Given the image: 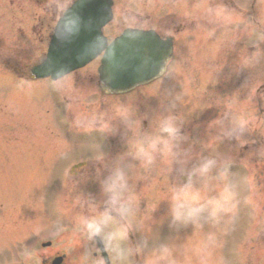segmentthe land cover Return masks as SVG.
<instances>
[{
	"label": "rangeland",
	"instance_id": "rangeland-1",
	"mask_svg": "<svg viewBox=\"0 0 264 264\" xmlns=\"http://www.w3.org/2000/svg\"><path fill=\"white\" fill-rule=\"evenodd\" d=\"M117 1L122 6L116 5V19L109 27L111 31L125 26L144 27L151 24L164 27L161 34L172 35L170 26L175 24L171 14L174 11L172 0H161L159 5L152 4L146 9L139 6L140 0ZM189 1L193 3L192 6H188V15L196 18L195 30L198 31V37L199 33L208 30L207 28L203 30L201 27L203 23L209 25L208 18L210 30L217 31L220 23L219 19L217 20L220 8L217 5L208 8L207 0ZM68 3L69 0H65L64 4ZM129 4L133 11H140L141 15L143 12L145 18L142 15L137 19L132 12L129 15L126 11L128 9L126 5ZM65 5H59L58 10ZM18 8H20L19 4ZM177 8L180 9L178 4ZM257 8L259 19L264 25V0H258ZM53 11L54 9L50 10L52 21ZM233 11H230L228 16H233ZM17 14L22 17H36L37 14L41 15V10L34 4L33 7L24 6L18 9ZM185 16L186 11L179 15L188 19ZM221 20H224V16ZM178 22L182 21L178 20ZM220 25L222 26L221 23ZM241 28L244 32L243 26ZM27 33L19 31L18 35L10 37L20 47L31 48L30 53L24 54L23 57L25 63L30 64L38 50L34 54L33 49L36 45L31 44ZM244 34L248 38L246 40L248 44H255L258 51L264 48V36L258 34V40L255 39L252 43L249 34H253V30L249 26ZM203 42L204 40H201V44ZM3 46L9 48L12 44L6 41ZM93 69L94 64L86 67L84 72L66 76L54 85L13 86L7 87L6 92H0V264H41L42 260L56 255L58 251L66 255L64 264H101L102 262L93 235H90L85 227L86 222L98 219L102 215H95L90 207L86 212L76 209L82 186L80 187L76 182L78 187L74 188L76 183L73 180L75 178L73 172L70 179L66 180L63 165L69 161L89 157L94 151H97L98 155L102 152L106 157L110 153L105 148L109 151L110 148L95 146L92 139L96 135L86 140L69 138L65 133L67 131H60L59 121H62L57 119L64 114L67 115L72 106L70 117L73 119L69 117L71 122L80 120L82 123L85 119L83 117H88L91 112L89 107L94 104L89 100L97 98L98 102L107 101L108 98L104 97L102 90L95 87L96 77ZM173 71H175L174 66L169 69L170 73L167 76L169 82ZM183 71H186L185 68ZM256 73L257 85L260 86L264 82L263 59L258 60ZM202 74L204 71L201 69L195 71L196 77L200 78ZM236 75L239 77L240 72H236ZM176 78L177 75L174 74V79ZM58 90L62 95L67 96H59ZM164 91V95L157 98L154 105L157 111L161 110L162 113L170 116L174 110V105L168 98L170 88ZM132 95L138 96L139 93L135 92ZM177 96L179 101H176V108L182 113L190 112V104L194 107L197 104L201 105L202 98L188 87L184 92L177 88ZM124 98L121 99L123 102L116 98L111 99L115 111L112 118H106L108 120L104 123L105 126L108 123L112 134L113 131L114 134L123 133L117 129V126L121 118L123 119L121 113L126 110L123 109L127 105ZM247 104L248 99L244 100L241 106L245 107ZM106 107L104 104L94 105L95 114L98 112L102 116L106 113ZM129 111L135 112L132 108ZM185 123L188 121L185 120ZM256 124L257 129L264 128V119H258ZM85 126V130L94 129L89 127L94 125ZM204 129H208V125L204 126ZM211 129L202 131L196 129L193 143L195 144L200 137L204 139V146L205 138L212 137L213 142L222 141L217 126L211 125ZM245 137L247 135L243 133V139ZM228 138L232 143L236 142L238 134L233 133V136ZM259 143L260 147L264 148V142L259 139ZM206 151H210V148ZM246 152L241 159H237L233 150L224 154L219 150V158L215 157L205 165L198 162V156L195 155L194 167L190 164L182 165L180 162L176 169L177 174L172 172V165L165 164L164 169L159 163L146 161L142 166L131 168L125 165L134 161H119L123 166H120L121 169H116V173L123 167L131 168L127 170L129 178L123 180V199H128L131 204L129 218L135 225V231L124 216L117 214V217L112 219L119 220L133 238L136 237V241H131L133 244L129 242L127 245L123 241L121 246L130 250V254L126 260L120 261L111 253V264H133L134 257H139L136 259V264H222L220 257L223 256V245L228 247L229 256L250 254L252 257H263L264 248H258L256 251L253 247L254 239L257 238L253 234L257 235L258 232L252 229L254 226V229L258 228L257 225L264 226V202L258 195V191L260 192L262 186L264 187V151L262 162L256 164L248 161L249 156L253 157V154L250 151ZM180 157L182 160L184 156L180 155ZM208 157L210 156L203 155L202 159L209 160ZM221 158L232 163L224 166ZM234 162L238 163V166H234ZM112 168H104L107 175H112ZM84 169L78 173L79 175L83 171L82 177L80 175L78 177L83 185L90 180L86 171L92 170L90 167ZM182 171L188 176L192 175L193 178L188 183L183 184L179 181L177 175L180 173L184 175ZM252 177L257 179V186L253 183ZM107 181L102 183L101 187L108 197L104 196L103 191L87 186V191H97L95 196L89 198L98 201L104 196L110 200L105 190ZM226 191L233 195L225 204L227 210H220L219 204ZM116 207L118 205H109V211H115ZM108 224L101 233L104 244L108 234L112 232ZM116 229L118 228H114ZM250 238H254L252 242ZM44 241H51L52 246L47 249L40 248V243ZM234 246L241 247V251L237 249L234 253L232 250ZM164 249H167L166 253Z\"/></svg>",
	"mask_w": 264,
	"mask_h": 264
},
{
	"label": "flooded vegetation",
	"instance_id": "flooded-vegetation-1",
	"mask_svg": "<svg viewBox=\"0 0 264 264\" xmlns=\"http://www.w3.org/2000/svg\"><path fill=\"white\" fill-rule=\"evenodd\" d=\"M20 8H18V4ZM65 0H0V65L2 67L7 68V71H12L15 73H19L20 78L18 82L30 84V83H42L41 80H35L31 73L30 69L33 65H35L38 61V58L44 53L45 47L47 45L49 36L54 27L55 21L59 15V13L63 10L65 6H63L60 10H58L59 5H65ZM37 5V7L41 10V15L35 17L29 16H19L17 14L18 9H22L24 6H32ZM16 5V8H14ZM54 9L52 15L54 14V20L52 21L50 10ZM157 23V22H156ZM155 23V24H156ZM157 28H161L160 26H156ZM255 29L252 36L256 34V25H252ZM181 26L175 27L176 32L180 33ZM28 32L29 41L34 43L36 47L33 49L35 58L31 61L30 64H26L23 58L26 53H30L31 48L24 49L20 47L16 42L11 40V35H18V32ZM3 35H2V34ZM219 35V34H218ZM220 36V35H219ZM221 45L222 52H219L217 55H210L209 47L205 44L204 50L200 54L193 55L186 53L185 65L187 69H189V83L191 85V89L193 90V86L209 89L212 94V100L215 101L216 107L218 109L224 108L228 106L231 108L230 103H234V109L236 108V104L240 102L245 97L249 98L250 103L254 104V108L256 110L257 103L262 106V101L259 100V93L257 90V79H256V47L250 46L246 49L241 50V45L243 43L240 39L234 38L233 36L228 39L226 37V33H223L221 36ZM6 41H9L12 46L7 48L4 47ZM42 43V44H40ZM184 39L181 37L179 40V45L184 46ZM230 46H233L231 48ZM182 55V51L178 54L180 57ZM193 61V62H192ZM201 67L209 69L207 73H205L200 81L195 80L194 68ZM236 72H240V75H236ZM10 81L0 80V84L7 85ZM46 82V81H45ZM232 89V90H231ZM203 90V89H202ZM204 91V90H203ZM205 92V91H204ZM202 93V91H201ZM264 93H262L263 95ZM253 111L251 113V109L245 108V111H231L228 109L227 112H224V115L231 117L234 120L235 124H240V120L242 119V115H249L251 118H255L256 114ZM191 121H193L192 113H190ZM172 121L173 131H175L172 144L169 147H164V149L160 148V145L156 144V141L161 142V131L157 129L147 128L148 124L146 121H141V126H143L144 131L138 134V142L137 144H124V147L137 148L138 152H140L141 156H145L147 148H153L155 155L159 158L165 154L166 157L173 163L177 162V154L180 146H186V149L190 152L193 149V139L194 133L193 129L187 128V138L185 140V144L178 145L177 144V125L178 121L174 117ZM106 118L103 117H95L90 121L95 125L101 124V122L106 121ZM225 123V122H224ZM139 127V125H138ZM139 131V128H138ZM147 131L152 132L149 134L147 138ZM146 141H151L149 144ZM168 153V154H167ZM167 154V155H166ZM191 163L192 160H189ZM97 162H94L90 169L91 172H94L97 167ZM85 165L80 166V169ZM257 248H264V244H257ZM223 264H227L226 260L228 257H223ZM235 261L233 264H264V256H245L239 257L242 261H238V258H234Z\"/></svg>",
	"mask_w": 264,
	"mask_h": 264
},
{
	"label": "water",
	"instance_id": "water-1",
	"mask_svg": "<svg viewBox=\"0 0 264 264\" xmlns=\"http://www.w3.org/2000/svg\"><path fill=\"white\" fill-rule=\"evenodd\" d=\"M132 35H127L124 39H139L138 36ZM82 39L83 40L76 42V50L79 53H83V51L80 50L79 45H83V43H86L87 41L86 38ZM115 44L116 46L113 47L112 52H109V65L112 70H107L106 68H101L100 70L101 78L103 79V81L107 83L108 86H111L114 90L119 89V86L117 87V85H132L153 76L150 75L148 77H144L143 74L147 70H145L141 75L144 64L146 63V59L144 58V56L146 55H148L149 57V66L151 68L154 67V69H152V72L155 73L157 71L159 64L151 63L152 61L157 60L159 57V54L155 49V45H150V49H144L140 46H134L129 43L121 42L120 40L116 41ZM67 49H69V46H63L60 55L62 54L63 63L70 64L73 56L72 52L68 51ZM115 59H118V61H115ZM125 72L129 74L128 77H124ZM109 74L110 76L107 78V75ZM61 260L62 259H58L54 261L53 264H61Z\"/></svg>",
	"mask_w": 264,
	"mask_h": 264
},
{
	"label": "clouds",
	"instance_id": "clouds-1",
	"mask_svg": "<svg viewBox=\"0 0 264 264\" xmlns=\"http://www.w3.org/2000/svg\"><path fill=\"white\" fill-rule=\"evenodd\" d=\"M207 166H205V169ZM123 175L114 174L106 182L105 190L109 194L111 202L113 205H118L115 208V211L120 216H128L131 214V204L129 201L123 199ZM232 193L225 192L222 197V202L219 204L220 210H227L225 204L232 198ZM111 219L110 216L105 215L93 221L86 222L85 227L89 231L90 235L99 236L103 232L104 226H106ZM126 238V233L122 228H118L110 232L105 240L106 248L114 254V258L120 261L127 259V256L130 254V250L125 249L121 246L122 242ZM164 253L167 252V249L163 250ZM102 264V262H101Z\"/></svg>",
	"mask_w": 264,
	"mask_h": 264
}]
</instances>
